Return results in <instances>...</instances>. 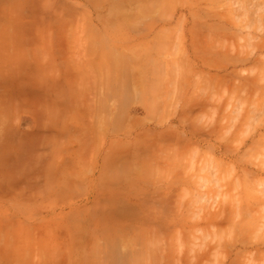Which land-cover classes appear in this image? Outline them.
Returning a JSON list of instances; mask_svg holds the SVG:
<instances>
[{
  "label": "rangeland",
  "instance_id": "obj_1",
  "mask_svg": "<svg viewBox=\"0 0 264 264\" xmlns=\"http://www.w3.org/2000/svg\"><path fill=\"white\" fill-rule=\"evenodd\" d=\"M29 100L0 264H264V0H0V115Z\"/></svg>",
  "mask_w": 264,
  "mask_h": 264
},
{
  "label": "crops",
  "instance_id": "obj_2",
  "mask_svg": "<svg viewBox=\"0 0 264 264\" xmlns=\"http://www.w3.org/2000/svg\"><path fill=\"white\" fill-rule=\"evenodd\" d=\"M17 72L22 76V82L18 87H30V67L29 65H17ZM12 109L18 112L14 118L2 117L0 115V158L11 161V166L16 169L19 167L30 169V134L34 131L35 121L30 127V100L24 103H13ZM7 110V108H4ZM13 174L7 179L0 176V185L5 196L0 194V201L8 204L10 212H1V215L9 214L12 216L11 232L14 246L30 248V179L18 176L15 169ZM11 170V173H12ZM25 184V186H23ZM7 185V186H6ZM21 202V203H20ZM25 226L18 225L23 217ZM6 231V230H4ZM3 236V234H0ZM3 241V240H2ZM6 241V239H4Z\"/></svg>",
  "mask_w": 264,
  "mask_h": 264
},
{
  "label": "bare ground",
  "instance_id": "obj_3",
  "mask_svg": "<svg viewBox=\"0 0 264 264\" xmlns=\"http://www.w3.org/2000/svg\"><path fill=\"white\" fill-rule=\"evenodd\" d=\"M120 8H121V7H120ZM120 8H119V9H120ZM122 10H123V9H122ZM120 11H121V10H120ZM122 12H123V11H122ZM122 15H123V14H122ZM257 151H258V150H257ZM261 152H262V151H261ZM260 155H261V154H259L258 156H260ZM263 155H264V154H263ZM263 159H264V158H263ZM263 167H264V166H263ZM263 167H262V168H263ZM258 183H259V181H258ZM261 183H262V182H261ZM263 184H264V183H263ZM263 184H262V185H263ZM260 185H261V184H260ZM262 192H263V190H262ZM262 201H264V199H262ZM259 203H261V202H259ZM263 203H264V202H263ZM256 205H257V204H256ZM261 217H262V216H261ZM263 226H264V225H263ZM260 227H262V225H261ZM258 229H259V226H258ZM258 229H257V230H258ZM261 229H262V228H261ZM263 229H264V227H263ZM248 263H249V262H248Z\"/></svg>",
  "mask_w": 264,
  "mask_h": 264
}]
</instances>
